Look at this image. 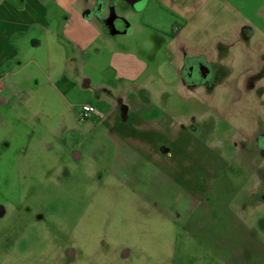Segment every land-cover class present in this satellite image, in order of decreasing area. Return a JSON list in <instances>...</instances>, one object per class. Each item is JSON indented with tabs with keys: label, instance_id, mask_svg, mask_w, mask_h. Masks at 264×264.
<instances>
[{
	"label": "rangeland",
	"instance_id": "rangeland-1",
	"mask_svg": "<svg viewBox=\"0 0 264 264\" xmlns=\"http://www.w3.org/2000/svg\"><path fill=\"white\" fill-rule=\"evenodd\" d=\"M39 1L48 48L36 32L41 49L0 70V264H264V0H222L250 22L247 55L231 44L191 88L159 9L105 41L72 0ZM85 103L105 124L79 121Z\"/></svg>",
	"mask_w": 264,
	"mask_h": 264
},
{
	"label": "crops",
	"instance_id": "crops-1",
	"mask_svg": "<svg viewBox=\"0 0 264 264\" xmlns=\"http://www.w3.org/2000/svg\"><path fill=\"white\" fill-rule=\"evenodd\" d=\"M72 1L73 4L77 6L76 9L79 10V12L73 13V20L85 26L84 33H86L85 35L90 40L98 37L106 41L108 37L127 35L131 32L133 33L134 30L142 33V27L144 26L135 24L134 27H132L131 23L128 21V16L137 17V13L139 14V12L145 11L146 8L155 7L159 9L158 14L162 12L170 17L169 24L172 31L171 34L160 32L159 30H157L156 33L161 35V37L166 36V38L169 39L168 45L173 49L172 52L175 54V57H179L175 48L178 44H181V47H184L186 52L192 57H196L210 64H213V61L218 58L220 51H223L224 54V50L231 44H236V46L239 47V52L242 57L247 55L243 44L246 41L245 38H249L247 32L249 28H251L250 22L244 21V17V20L241 21L234 19L233 14L239 11L233 6L227 5L229 11L226 12V10L221 7V5L224 4L222 0H121L116 11L125 15L127 19L125 29L129 30L128 33H125L126 31H114L108 23L101 21V18L103 19L105 17V13L100 12V15L92 16L89 11H91L96 0ZM135 12L136 15H133ZM46 15L47 11H43L42 3L39 0H0V70H3V74L6 77L10 74L8 73V68L11 67V65L17 64L18 70L23 68L20 51L21 46L25 51H28L26 49V45L28 44L27 46L33 50V52H29L31 54H34L43 46V40L40 37H35L34 33H45V45L48 48L47 40L49 33L43 23V20L46 19ZM175 20L178 22L181 20V23L176 24ZM157 25H160V23H157ZM92 30L96 31L97 35L94 31L92 32ZM72 40L73 39L62 34L58 43L64 47L71 45L73 53L75 48L73 47ZM178 48L180 47L178 46ZM205 52L212 56L210 60L205 58ZM130 55V58L133 57V54ZM71 56L72 55L66 51L60 63V72L70 68V61L73 60ZM133 68L137 69V63H134ZM71 69H74V65L71 66ZM129 69L128 66H125L124 70ZM142 70H145V68L139 70V72ZM244 71V68H242L241 72ZM139 72L137 78L145 74V71ZM174 72L176 73V70H174ZM123 76L130 75L124 72ZM133 82L135 84L136 80ZM85 87H88V81L85 82ZM54 90L57 91L56 88H54ZM6 93L5 86L0 84L1 106L9 102L8 94L6 95ZM119 105H121V103L117 102L115 110ZM111 111L113 112V109ZM92 116L86 120V123L92 118V120L97 119L101 125L105 124L106 120L103 119L105 117H102V114L99 113V115ZM73 127L72 124V129ZM0 146L8 147V143H0Z\"/></svg>",
	"mask_w": 264,
	"mask_h": 264
},
{
	"label": "flooded vegetation",
	"instance_id": "flooded-vegetation-1",
	"mask_svg": "<svg viewBox=\"0 0 264 264\" xmlns=\"http://www.w3.org/2000/svg\"><path fill=\"white\" fill-rule=\"evenodd\" d=\"M121 0H96L94 2L91 11H89L92 16L100 15L105 13V17L101 21L108 23L112 30L114 31H123L125 32L127 19L122 13L116 11L117 6H119ZM101 12V13H100ZM178 56L182 58V65L180 70V76L182 78L183 87H195L199 84L205 82L206 78H211L213 76L212 66L207 65V63L202 60L192 57L188 52H186L184 47L177 49ZM202 82V83H201ZM208 84V82H206ZM124 107H122L123 109ZM126 109H123V111ZM253 141V143H252ZM250 148L252 152L256 150L264 151V136L259 135V132H256L254 139L250 142ZM252 148L254 150H252ZM4 216L3 210L0 207V219ZM71 255V254H70Z\"/></svg>",
	"mask_w": 264,
	"mask_h": 264
},
{
	"label": "built area",
	"instance_id": "built-area-1",
	"mask_svg": "<svg viewBox=\"0 0 264 264\" xmlns=\"http://www.w3.org/2000/svg\"><path fill=\"white\" fill-rule=\"evenodd\" d=\"M92 115H99V112H97L92 105L89 104L82 105L80 110L79 120L86 121Z\"/></svg>",
	"mask_w": 264,
	"mask_h": 264
},
{
	"label": "water",
	"instance_id": "water-1",
	"mask_svg": "<svg viewBox=\"0 0 264 264\" xmlns=\"http://www.w3.org/2000/svg\"><path fill=\"white\" fill-rule=\"evenodd\" d=\"M129 32V30H126V32L125 33H128Z\"/></svg>",
	"mask_w": 264,
	"mask_h": 264
}]
</instances>
